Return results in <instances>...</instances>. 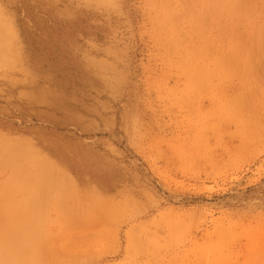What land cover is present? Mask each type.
I'll return each instance as SVG.
<instances>
[{"label": "rangeland", "instance_id": "rangeland-1", "mask_svg": "<svg viewBox=\"0 0 264 264\" xmlns=\"http://www.w3.org/2000/svg\"><path fill=\"white\" fill-rule=\"evenodd\" d=\"M0 264H264V0H0Z\"/></svg>", "mask_w": 264, "mask_h": 264}, {"label": "bare ground", "instance_id": "bare-ground-1", "mask_svg": "<svg viewBox=\"0 0 264 264\" xmlns=\"http://www.w3.org/2000/svg\"><path fill=\"white\" fill-rule=\"evenodd\" d=\"M2 246V245H1Z\"/></svg>", "mask_w": 264, "mask_h": 264}]
</instances>
